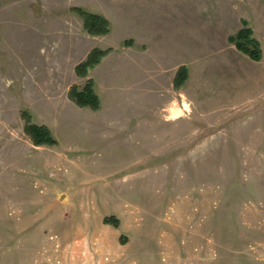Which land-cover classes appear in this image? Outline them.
<instances>
[{
	"label": "rangeland",
	"instance_id": "rangeland-1",
	"mask_svg": "<svg viewBox=\"0 0 264 264\" xmlns=\"http://www.w3.org/2000/svg\"><path fill=\"white\" fill-rule=\"evenodd\" d=\"M90 79L99 110L70 97ZM0 264H264V0H0Z\"/></svg>",
	"mask_w": 264,
	"mask_h": 264
},
{
	"label": "trees",
	"instance_id": "trees-1",
	"mask_svg": "<svg viewBox=\"0 0 264 264\" xmlns=\"http://www.w3.org/2000/svg\"><path fill=\"white\" fill-rule=\"evenodd\" d=\"M76 11L80 15L81 18H84V27L85 30L89 32V34L96 35H106L110 32V21L105 17L97 14L89 12L85 9L76 8ZM245 27L241 29L235 36L231 37V41L236 44V46L242 51L248 53L252 58L256 60H261L262 58V50L259 45L257 39L254 37V34L246 21H243ZM125 44L131 45L133 42L127 41ZM109 54L108 50H102L100 48L94 49L91 51L88 58L85 62L78 64L77 73L80 76L86 77L89 72L96 67V65L101 61L103 57ZM188 70L186 67H182L178 71V75L176 77V86L182 87L183 83L188 78ZM94 80L90 79L86 85L79 89L77 86H74L70 90V97L77 103L80 107H91L93 110H99L101 106L100 98L94 90ZM30 119V118H29ZM27 131L32 135L33 141L36 145H50L53 146L57 143L50 129L46 126H37L35 124H31L30 120H28Z\"/></svg>",
	"mask_w": 264,
	"mask_h": 264
},
{
	"label": "clouds",
	"instance_id": "clouds-1",
	"mask_svg": "<svg viewBox=\"0 0 264 264\" xmlns=\"http://www.w3.org/2000/svg\"><path fill=\"white\" fill-rule=\"evenodd\" d=\"M192 110V101L184 94L179 93L160 108V118L165 123H177L187 119Z\"/></svg>",
	"mask_w": 264,
	"mask_h": 264
}]
</instances>
